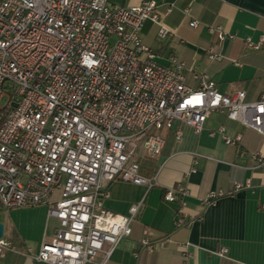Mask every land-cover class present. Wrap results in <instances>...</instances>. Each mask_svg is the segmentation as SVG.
Masks as SVG:
<instances>
[{"label": "built area", "instance_id": "built-area-1", "mask_svg": "<svg viewBox=\"0 0 264 264\" xmlns=\"http://www.w3.org/2000/svg\"><path fill=\"white\" fill-rule=\"evenodd\" d=\"M172 8L155 0L135 6L0 0V204L8 210L48 205L49 217L57 218L53 238L33 256L37 261L86 264L103 253L106 262L131 235L141 206L133 204L129 215L106 209L109 185L115 180L157 185V175L142 173L140 159L162 154L165 131L177 139L183 125L200 132L219 111L264 135V94L256 100H247L243 90L225 94L208 74L197 72L198 86L192 87L183 62L175 56L168 64L156 60L141 30L152 20L160 38L172 35L161 22ZM212 30L219 40L235 37L220 26ZM245 42L260 49L264 35ZM207 54L222 59L214 47ZM216 132L227 145L242 140L224 125L211 134ZM253 156L264 162L260 152ZM243 186L250 181L235 183V189ZM188 194L178 184L167 187L164 197L184 205ZM219 195L210 193L204 206ZM145 234L141 249L152 251L156 243ZM10 248L0 238V254Z\"/></svg>", "mask_w": 264, "mask_h": 264}, {"label": "crops", "instance_id": "crops-1", "mask_svg": "<svg viewBox=\"0 0 264 264\" xmlns=\"http://www.w3.org/2000/svg\"><path fill=\"white\" fill-rule=\"evenodd\" d=\"M143 1L110 0L118 6ZM155 1L173 6L161 19L172 35L160 38L159 24L152 20L141 30L143 42L155 51L158 62L168 64L175 56L185 64L192 87L198 86L193 78L197 72L208 74L225 94L243 90L247 100L264 94V44L251 49L245 42L248 38L258 42L264 35V0ZM193 20L198 22L195 27L190 25ZM216 26L235 37L219 40L212 30ZM210 47L222 59L209 58ZM220 125L232 136L240 133L242 140L227 145L219 133L212 135ZM163 135L162 154L140 161L144 175H157V185L149 188L123 180L109 185V194L103 199L106 209L129 215L133 204L141 206L131 224V235L104 264H264V162L253 156L260 152L264 157V135L219 111L210 114L200 132L183 125L180 139L173 131ZM248 180L251 186L235 189V183L244 185ZM178 184L189 190L184 205L164 197L167 187ZM213 192L222 195L204 206L203 199ZM48 212V205L8 210L0 204L3 238L11 242V248L0 254V264H51L33 257L58 227L57 218L49 217ZM146 230L156 243L152 251L141 249ZM165 236L170 241L162 242ZM223 249L226 252L221 254ZM103 261L101 253L86 264Z\"/></svg>", "mask_w": 264, "mask_h": 264}, {"label": "water", "instance_id": "water-1", "mask_svg": "<svg viewBox=\"0 0 264 264\" xmlns=\"http://www.w3.org/2000/svg\"><path fill=\"white\" fill-rule=\"evenodd\" d=\"M4 237V224L0 221V238Z\"/></svg>", "mask_w": 264, "mask_h": 264}, {"label": "trees", "instance_id": "trees-1", "mask_svg": "<svg viewBox=\"0 0 264 264\" xmlns=\"http://www.w3.org/2000/svg\"><path fill=\"white\" fill-rule=\"evenodd\" d=\"M140 161H142V157H141Z\"/></svg>", "mask_w": 264, "mask_h": 264}]
</instances>
